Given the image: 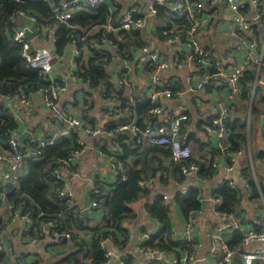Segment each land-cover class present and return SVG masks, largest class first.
Here are the masks:
<instances>
[{
    "label": "built area",
    "instance_id": "obj_1",
    "mask_svg": "<svg viewBox=\"0 0 264 264\" xmlns=\"http://www.w3.org/2000/svg\"><path fill=\"white\" fill-rule=\"evenodd\" d=\"M21 1V0H20ZM37 1V0H25ZM50 1L53 19L56 25L67 24L73 17L76 11L82 9H95L103 5H107L110 14L114 11L120 10L116 18L110 15L108 25L105 26L107 31H120L143 29L146 26V19L152 18L156 13V6H167L175 15L182 17L186 14L191 21V26L184 30L183 33L177 34L167 40V43L172 45L173 56L172 60L168 61L161 56L159 52L150 47L148 44L140 47L134 52L135 61L142 69L152 67L153 70L148 74V88L147 98L151 105L150 113L154 116L165 112L166 118L163 121L147 122L143 129H139L136 125L133 116L129 113V108H120L124 118L120 121H115L113 128L109 130L105 125H89L83 123L77 118L69 104L63 105L61 103V96L67 90V81L74 83H83V80L74 72V59L80 55L79 50L74 46H70L69 54L66 61V76L60 79H54L51 76L54 65L61 59L54 52L53 45H43V42L51 38L55 41L53 33V26L49 24L38 23L36 17L28 15L23 12H16L10 16V20L14 21L16 28L12 30L10 41L19 46L20 57L26 64L37 70L42 76L44 82L49 83V86L44 88H37L32 92H27L24 87L17 88L14 95L7 94L1 96L4 102H9L12 99H18L24 105H29L30 96L33 93H38L42 101L50 109L52 119L61 123V127L55 132V136L70 137L72 133L81 134L84 137L97 138L99 140L96 149L98 155L104 158L107 165L106 179L103 177L100 181L91 188L90 194L97 196L100 194V185L121 183L126 180L127 168L124 163L116 157L115 150L119 148L118 143L111 145L109 139H116L119 133L127 132L129 137L134 138L137 144H148L151 146H164L170 151L171 159L176 162L188 161L191 158V150L185 145L181 138V128L188 120V114L184 107L176 106L167 109L162 103V99H170L173 97L172 87L169 83L163 80L164 73L169 66H175L178 69H185V81L188 83L189 90L201 91L207 84L216 83L225 87L226 93L223 96L227 99H233L240 96L243 90L241 78L244 73L251 71L260 78H264V32L261 40L252 32L251 27L260 22V2L259 0H225L227 9V18L231 21V26L228 30V35L233 38L231 46L233 51L241 53V60L234 62L232 65H225L216 55H211L207 49L203 47L198 38V33L202 30L204 25V16L200 15V11L204 8L203 0H146L147 4L144 9L140 8L137 3L142 0H41ZM223 0H209L211 4L221 3ZM129 4V5H128ZM250 8L248 12L244 10ZM27 22V23H26ZM23 23V25H19ZM264 26V23L262 24ZM38 32V39L40 44L33 42L34 38L27 39L24 36V31ZM97 42L90 41L89 49L97 46ZM109 44V43H108ZM177 53V54H176ZM176 54V55H175ZM183 56L186 63L175 60L177 56ZM194 62L200 68L197 77H192L191 62ZM102 70L108 72V66L105 59H102ZM86 83V82H84ZM83 83V84H84ZM264 83V81H262ZM118 85L121 87H134L133 83L127 84L125 80H118ZM264 85V84H263ZM114 97L104 99L105 102V119L115 120L120 116V110L114 109L118 106V102L114 101ZM197 104L199 100L196 99ZM210 122L205 127L207 135L216 136L217 149L213 153L212 168L222 169L226 175L234 170V161L236 154L229 151L230 143L228 139L227 121L230 119V106L223 104L221 101L212 104L210 112ZM55 136L39 141L35 147L26 148L20 145L15 135V130L10 129L6 135V144L8 151H0V165L6 166L1 181L2 185L10 186L18 177L19 171L23 167L26 159L38 160L41 157L42 149L48 145L54 144ZM106 140L108 142L106 143ZM75 149H70L63 161V165H75L77 159L85 153V144L78 139L76 141ZM102 148L104 151H102ZM107 151V152H106ZM240 154V153H238ZM232 164H231V163ZM248 168V164L242 165L238 171V179L250 189V195L253 197L254 192L250 186V180L244 176V170ZM182 173L186 176H195L198 178L199 167L197 164L190 162L181 166ZM163 174V173H162ZM54 176L57 180L63 181V184L55 190L56 199L64 203V208H72L75 212L77 210L73 206V192L68 189L62 169L55 171ZM252 182L256 185L257 200L261 203L264 211V191L258 183L253 171L251 174ZM141 184V181H138ZM220 184H227L230 188L235 189L237 182L225 176L221 179ZM170 196L162 195L163 200H168ZM212 209L214 214L222 220L223 224L219 225L215 232L211 234L214 245L221 250V257L218 264H229L232 258L238 257L241 264H253L257 260L264 261V225L261 229L244 230L240 223L234 219L233 214H221L216 209L221 205V200L216 196L212 198ZM99 203L96 198L92 199L86 210L89 212L92 209L98 208ZM194 218L188 217L184 227V233L181 237L182 243L185 245L190 242V236ZM33 223L30 221L26 224L24 232L29 235ZM57 223L55 220L46 221L39 227V232H48L51 236L59 241H70L71 237L68 232H58L55 227ZM227 229L238 230L241 235L240 244L244 247H249L253 244L259 246L246 251H239L238 247H230L225 235ZM31 244L38 241V237H28ZM149 234L146 233L143 240L139 242L137 249L144 256L141 264H208L204 258H199L195 252H182L179 255L168 253L158 246L150 245ZM121 240L116 239L115 235L108 233L98 239L97 248L103 254L102 264H110L114 256V251H120ZM113 246V249H108L107 245ZM10 251L9 248L4 249L0 244V253ZM125 257H120L115 264H124ZM15 264L20 262L14 259Z\"/></svg>",
    "mask_w": 264,
    "mask_h": 264
},
{
    "label": "trees",
    "instance_id": "obj_2",
    "mask_svg": "<svg viewBox=\"0 0 264 264\" xmlns=\"http://www.w3.org/2000/svg\"><path fill=\"white\" fill-rule=\"evenodd\" d=\"M260 2V17L261 23H264V7L262 0ZM50 1H25V0H0V97L7 94L14 95L17 88L24 87L27 92H32L37 88H44L49 86V83L44 82L42 76L37 70L30 68L26 62L20 57L19 46L10 41L12 30L16 28L14 21L10 20V16L16 12H23L37 18L38 23L49 24L53 26V33L55 41L53 43L54 52L58 56H64L68 47L74 45L79 52L81 49L89 47V42H97V46L88 49L86 55H79L74 59V72L79 76L92 93L97 94L100 98L106 99L114 97L118 106L114 109L129 108V113L133 116L136 125L139 129H143L147 122H156L153 118L156 117L150 113L151 105L148 98L145 96L141 88H129L127 86L121 87L118 85V80H125L127 84L133 83L129 74L128 66L122 65L121 69L117 71L116 75L112 72H104L102 70V59H105L106 65L109 67L118 57L122 61L131 63L134 60V52L138 48L147 45V35L155 37L159 42L167 43V40L177 34L183 33L184 30L191 26V21L186 14H183L180 19L177 15L171 12L167 6H156V13L152 18L146 19V26L143 29L120 31H107L105 26L108 25L110 19V11L107 5L95 9H82L76 11L73 17L64 25H56L53 19V13ZM140 8L146 7V0L137 3ZM250 8L244 11L248 12ZM119 10H116L111 15L116 18ZM177 18V19H176ZM153 19L150 27L149 20ZM256 28V27H255ZM153 29V34L150 30ZM255 30L257 34H261V30L257 27ZM152 34V35H150ZM258 37V36H257ZM262 37V35H261ZM261 37L259 38L261 40ZM104 43H109L108 47H104ZM205 48V47H204ZM207 49V48H205ZM177 54V53H176ZM175 54V55H176ZM179 62L186 63L183 56L174 57ZM192 66L197 67L192 61ZM125 67V68H124ZM130 68V67H129ZM198 69L192 74H198ZM147 74L152 72V67L144 69ZM253 75L250 71L244 73L241 78L243 90L240 101L235 105V116H232L227 121L228 139L230 143L229 151L232 154H238L245 146L248 145L247 134L245 132L248 128L247 110L249 101L251 100V84ZM168 84V83H167ZM101 87V90H100ZM174 92H179L182 89V83L179 81L177 86L171 88ZM262 89L255 88L254 99L250 104V114L254 117H259L264 108V93ZM257 95V100L255 97ZM1 97V99H2ZM258 103V104H257ZM233 104V103H232ZM231 113L233 112V105L230 106ZM52 115V113H51ZM122 110L120 116L115 120H106L101 124L105 128L114 130V122L120 121L124 118ZM52 118V116H51ZM211 119V118H210ZM54 121V120H53ZM210 122V120H209ZM189 122L183 127L181 131L184 132V140L188 141L194 139L196 146L203 147L200 137L196 136L194 132H186L185 128ZM61 123L54 121V131L46 130L45 137L51 138L55 133V128L61 127ZM100 126V125H99ZM17 127L16 121L10 115L8 109L3 107L0 102V139L7 135L10 129ZM180 131V132H181ZM252 124L250 123L249 140L252 136ZM257 137L262 144V148L257 150L253 156L257 159L264 160V127L257 131ZM137 139L136 137H134ZM133 137L117 141L116 139H109V143L114 145L118 143V150L114 151L116 157L121 160L127 168L126 180L121 183L100 185V194L94 196L90 194L91 198H96L101 204L105 216L103 218L102 227H97L92 231L95 235L90 247L82 243L83 238L77 239L75 237L69 221H73L77 229L83 226V218L79 212H75L72 208H64V203L55 198V190L63 184V181L57 180L54 176L55 171H60L62 168H67L74 173L77 165L64 166L63 161L66 159L68 151L75 149L76 141H78V134L72 133L71 136H55L54 144L48 145L42 149V154L38 160L26 159L23 163L27 168V174L19 177L16 185L5 192V199L13 206L19 205L23 215L28 219H35L37 226L43 222L55 220L57 226L55 229L58 232H68L71 240L65 249L55 254L57 259L54 264H102L103 254L97 248L98 239L108 233L115 234L112 228L125 234L124 224L135 219L136 211L135 204L143 200V206L149 217L160 220L162 224L160 232L152 236L148 244L160 247L165 251L174 250L178 246L173 241V231L171 221L168 216V208L162 203L160 195L150 202L149 188L144 189L139 186L138 181L146 180L159 182L162 186H170L172 183H183L186 181L185 175L182 173L181 166L193 162L199 167L198 178L203 180L206 177L211 178L214 171L212 168L213 157L211 159H201L199 162L197 157L192 154L188 161L176 162L171 159L170 151L164 146H151L148 144H137ZM108 140H106V143ZM1 144V142H0ZM6 147V145H4ZM36 146V145H35ZM34 146V147H35ZM4 147V148H5ZM197 151V148H195ZM199 150V149H198ZM8 151V147L3 150ZM102 151L104 149L102 148ZM107 152V151H106ZM255 160V159H254ZM208 162V163H207ZM207 165V167H205ZM163 170L161 176L158 177V172ZM244 176L250 180V186L254 195V199L259 207L262 208L261 203L256 199V185L252 182L249 168H245ZM261 190L264 191V183L261 178L258 179ZM98 185V182H97ZM237 186V185H236ZM104 188V191H103ZM197 189H190L187 194L182 195L175 193V200L177 206L184 215L192 211L200 209V199ZM215 196L221 200V205L216 209L221 214L229 215L234 213L238 218L242 219L243 209L240 205V191L239 189H232L227 184H221L215 191ZM150 202V203H149ZM258 204L257 207H258ZM12 209V206H10ZM256 208V207H255ZM257 209V208H256ZM255 211V213H254ZM259 222V228L264 225V215L259 214L252 209ZM12 215V212L10 211ZM61 214L64 215L62 220ZM2 229V226H1ZM77 236V235H76ZM229 244L233 245L240 241V234L237 230H232L230 233ZM61 242H67L62 240ZM63 243V244H69ZM122 244V242H120ZM81 254V256H80ZM4 253H0V264H6L9 259H12ZM124 264H133L131 259H125ZM256 264H264L261 261Z\"/></svg>",
    "mask_w": 264,
    "mask_h": 264
},
{
    "label": "crops",
    "instance_id": "obj_3",
    "mask_svg": "<svg viewBox=\"0 0 264 264\" xmlns=\"http://www.w3.org/2000/svg\"><path fill=\"white\" fill-rule=\"evenodd\" d=\"M203 1L204 8L200 11V15L204 16L203 18L205 22L202 30L198 33L200 43L203 47L207 48L211 55H216L225 63V65L230 66L234 62L240 61L241 53L233 51V47L231 46L233 38L228 35L231 21L229 17L227 18L226 4L221 5L223 1L216 4H211L209 0ZM262 3L264 7V0H262ZM118 10H122L121 6ZM177 18L180 19L179 16H177ZM152 21L153 19L149 20L150 27L152 25ZM262 24L263 23H261L260 18V22L251 27L253 34L259 38L264 32V26ZM19 25L21 26L23 23H20ZM255 27H258L261 30V34H257L258 30H255ZM150 32L153 34V29H151ZM31 33H35V31ZM38 35L39 33L31 37L34 38L33 42L36 44H40L41 42L37 37ZM45 41L46 42L42 43L43 45H53L49 36ZM146 41L150 47L155 48L161 56L166 58V60H172L174 48L172 45L165 42L161 43L155 37H149L148 35ZM108 45V43H104V47H108ZM69 49L70 46L68 47L65 55L61 56V60L54 65L51 72L52 78L60 79L66 76L65 60L69 58L67 55L69 54ZM88 52V48L84 50L81 49L80 54L86 55ZM123 64L128 66L129 74L134 82L133 85H135L136 89L138 87L141 88L147 97L148 74L138 65L135 58L131 63H129L127 61H122L117 57L113 64L110 63L108 72H112L116 75L117 71L122 68L121 66ZM197 69L194 67L191 70L192 72H196ZM251 74L253 75L251 84L252 100V97L254 99V91L257 86L258 88H261V92L264 93V83H262L264 78H260L258 75L255 76L253 72H251ZM185 75V69H178L172 65L169 66L168 70L163 75L164 82L169 83V85L173 88V86H177L180 81L182 83V89L179 92H174L172 98L162 99V103L167 109L176 106H181L186 109L188 120L183 124V130L185 125L190 120L191 124L186 126V132H194L196 136L200 137V146L201 144L205 145L200 148L196 146V141L194 139L185 141L183 131H181L182 141L190 148L191 155L194 154L199 162L201 159L209 160L212 158L213 153L217 149L216 136H209L205 133V127L208 126L210 120L209 112L212 104L221 101L223 104H227L229 106L233 105V112L230 116L231 118L236 115L235 105L240 101L242 96L240 95L233 99L224 98L223 96L226 93L225 87L216 83L207 84L201 91L198 92L189 90L188 83L185 81ZM197 75L198 74H192V77L195 79ZM67 84V90L61 96V103L63 105L69 104L71 111H73L75 116L83 123H88L92 126L101 125L105 121L104 99L100 98L97 94L92 93V91L83 83H74L68 80ZM207 86H209L208 89L206 88ZM196 99L199 100V104H197ZM251 100L249 101L246 114L247 123L249 125L250 118L252 120L251 124L254 122L257 126V131L259 132V130L264 127V108L259 117L251 116ZM255 100H257V95ZM0 102H2L3 107L8 109L10 115L17 123V127L14 128V130L17 140L21 146L33 148L39 141L47 139L45 137L46 130L51 128L52 130L54 129V121L51 118V111L42 101L38 93L31 94L29 105H24L18 99H12L9 102H4L1 97ZM165 114V112H162L154 117L153 119L156 122L153 123L156 124L157 122L165 120ZM28 128H31V139H24L22 143L20 141L22 139L21 135L26 132ZM57 129L58 128H55V132H57ZM53 136H55V133ZM78 138L85 144L86 151L77 159V167L74 173L70 172L67 168H62V172L68 189L71 190L74 195L73 206L77 210V213L79 212L80 216L83 218V226L81 229H77V227H75L73 223L74 220L69 221V225L72 227L75 237H77V239L78 237L83 238L84 242L82 243L84 246L87 245L90 247V243L93 242V238L95 237V235L92 234V231L97 227H102L105 213L101 208V204H99L98 208L92 209L89 212L86 210V207H88L92 200L90 196V192L92 190L91 188L103 177L106 179L108 178L107 165L105 159L101 158L96 151L99 144V140L97 138L84 137L81 134H78ZM123 140L121 141L123 142ZM0 142V151H3L7 148L6 136H3V138L0 139ZM248 142V145L240 151V154H237L233 165L234 170L228 175H226L225 171L222 169H216L212 172L211 178L206 177L203 180L195 176L185 175V182L180 184L172 183L170 186H162L159 182H154L153 180H142V183L139 184V186L144 189L149 188L148 198L151 200L150 202H152L157 195H160L161 198L162 195L170 196L168 200L162 199V203L168 208V216L170 218L173 231V241L177 243L178 246L175 247V251L172 249L167 251L168 253L179 255L182 252H195L199 258H204L208 264H218L222 253L221 250L214 245L211 234L214 233L216 228L223 224V222L214 214L211 201L212 198L215 197L216 189L221 185V179L225 178V176H229L234 179L237 182L236 189H239L240 191V205L243 209V217L240 219L234 213H231L233 214L234 219L240 223L244 230L259 228L258 219L254 215L255 211L253 213L252 209L263 215L264 211L260 208L261 206L259 207V204L252 199L250 189L244 185L241 179L237 178L238 169L242 165L248 164L250 175L253 171L257 180L261 178L264 183V160L257 158L254 160L253 158V153L255 154L257 150L261 149L262 144L257 137L258 146L255 151H253L251 141L248 140ZM4 145H6V147ZM195 148H197V151ZM205 167H207V165ZM5 168L6 166L0 165V244L4 249L9 248L10 251L8 253H3L8 257H10L9 255L11 253V256L13 257L12 259H17L20 264H54L57 259L55 254H59L60 251L63 250L60 245L68 246L69 244H59L58 241L55 240L48 232L40 233L39 227L41 225L37 226L38 223L35 219H28L26 215H23L19 205L13 206L11 203H8L5 199L4 193L16 185V181L19 177H23L27 174V168L24 165L19 171L16 180H14L10 186H4L1 181L3 179ZM162 171L163 170H160L158 172V177L161 176ZM190 189L198 190L200 209L184 215L182 211L180 212L174 197L175 193L185 195ZM143 203L144 201L140 200L137 204H135L136 216L134 220L128 221L124 224L123 227L125 229V234L112 228V231L115 232V238L118 240L120 239L122 244L120 251H115L113 246L110 244L107 245L108 249H113L114 251V256L110 264L117 263L120 257L131 259L133 264H141L144 260V256L137 249L139 242L143 240L146 233H148L151 238L160 232V228L162 227V224L159 223L160 220L149 217ZM256 204H258V207ZM10 206H12V209ZM10 211L12 212V215L10 214ZM60 216L63 220L64 215L61 214ZM189 216L194 218V224L192 226L190 242L185 245L182 243L181 237L184 233V227ZM30 221L33 223V226L29 235H27L24 232V228ZM91 222L94 224H92V226L88 225ZM232 230L234 229H227L225 231L228 245L230 247H238L239 251H246L250 248L254 249L259 246L258 244H253L246 248L240 244V241L236 244L230 245L229 236ZM30 236L38 237V241L31 244L28 240V237ZM259 262H261V260H257L253 264ZM229 264H241V260L238 257H234Z\"/></svg>",
    "mask_w": 264,
    "mask_h": 264
},
{
    "label": "water",
    "instance_id": "obj_4",
    "mask_svg": "<svg viewBox=\"0 0 264 264\" xmlns=\"http://www.w3.org/2000/svg\"><path fill=\"white\" fill-rule=\"evenodd\" d=\"M225 4V0H223V2L221 3V5H224ZM38 32H35V33H31L30 31L28 30H25L24 31V36L27 38V39H30L31 37H33L34 35H37ZM207 89L209 88V86L206 87ZM21 142L23 143L24 139H31V128H28L26 132L22 133L21 135ZM129 138V134L127 132H122V133H119L117 136H116V139L118 141H121L123 139H128ZM7 264H15L14 262V259H9V261L7 262Z\"/></svg>",
    "mask_w": 264,
    "mask_h": 264
},
{
    "label": "rangeland",
    "instance_id": "obj_5",
    "mask_svg": "<svg viewBox=\"0 0 264 264\" xmlns=\"http://www.w3.org/2000/svg\"><path fill=\"white\" fill-rule=\"evenodd\" d=\"M88 48V47H87ZM89 49V48H88ZM249 120H250V123H251V119L249 118ZM250 123H249V126H248V128H246V130H245V132H246V134H247V140H249V137H250V133H249V127H250ZM254 123V122H253ZM252 123V128H253V131H252V136H251V145H252V150L253 151H255V149H256V147L258 146V144H257V137H256V132H257V126H256V124L254 123L253 124ZM254 159H255V156L253 157ZM92 224H94V223H90V224H88V225H91L92 226ZM59 244H63V243H68V242H61V241H59L58 242ZM71 243H69V245H70ZM60 247L62 248V249H65L67 246L66 245H60Z\"/></svg>",
    "mask_w": 264,
    "mask_h": 264
}]
</instances>
